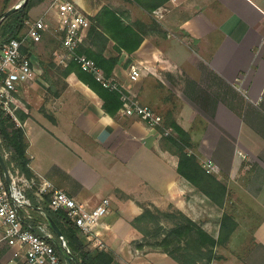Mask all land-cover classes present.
<instances>
[{
  "label": "crops",
  "instance_id": "obj_1",
  "mask_svg": "<svg viewBox=\"0 0 264 264\" xmlns=\"http://www.w3.org/2000/svg\"><path fill=\"white\" fill-rule=\"evenodd\" d=\"M69 1L88 16L110 4L131 20L150 25L156 19L135 51L119 54L112 39L105 55L119 54L111 77L162 115L163 123L155 129L124 114V100L115 115L108 113L101 96L67 68L71 58L62 46L57 3L37 0L28 20L43 18L47 27L40 41L28 38L23 46L37 75L19 83L16 92L21 102L16 115L27 114L21 123L33 176L90 208L111 199L110 212L88 240L112 252L116 264H180L144 245L132 224L146 204L174 205L194 220L201 217V201L213 204L179 173V156L166 144L160 127L177 122L192 141L189 151L215 164L227 184L226 203L235 205L238 222L233 235L250 234L251 264H264V0H170L157 8L165 11L156 17L130 0L127 5L124 0ZM20 2L0 0V15ZM133 65L141 68L137 79L130 77ZM29 193L41 199L36 191ZM33 209L21 208L22 215L35 217ZM38 226V233L44 226L53 235L48 223ZM205 226L218 236L220 228ZM4 235L0 219V264H12L17 249Z\"/></svg>",
  "mask_w": 264,
  "mask_h": 264
},
{
  "label": "trees",
  "instance_id": "obj_2",
  "mask_svg": "<svg viewBox=\"0 0 264 264\" xmlns=\"http://www.w3.org/2000/svg\"><path fill=\"white\" fill-rule=\"evenodd\" d=\"M130 1L138 3L152 14L155 9L170 0ZM36 2L37 0H29L28 4L20 7L3 20L0 27L3 25V32L6 36L0 37V51L11 38L20 36L29 18L30 8ZM89 18L91 24L87 30L86 39L80 44L78 52L95 60L105 77L113 75V69L123 49L129 53L135 51L144 40L148 29L157 25L154 17L150 25L140 19L131 21L124 12H120L110 4H105L99 13L89 16ZM112 39L116 42L113 48L119 54L107 57L105 53ZM23 51L25 52L26 48L23 47ZM67 68L68 70L74 69L78 76L101 96L104 100V108L108 113L115 115L124 105L121 93L117 89L104 86L92 72L83 69L74 59H71ZM26 115V113L18 112L17 119L6 113L0 105V151L9 168H12V163H14L23 173L32 176L33 172L29 166L30 159L27 155L28 144L21 123ZM167 125L172 127L173 133L165 138L176 146V149L173 147L171 149L179 156V173L205 193L214 204L224 207L228 196L227 184L214 172L208 171L196 153L186 149V147L192 148L193 144L188 132L182 126L177 122ZM160 130L164 131L161 127ZM6 152H9L7 157L5 156ZM0 170L2 171L1 164ZM28 194L30 195V193ZM32 196L29 207L34 208L35 217L28 218L23 215V221L26 226L36 232H38L36 229L39 228V223H48L53 232L50 241L55 245L63 260L70 259L71 264H116L112 252L91 245L80 227L72 222L64 211L51 208L49 194H44L39 200ZM49 218L53 219L63 231L69 250L62 246L58 234L49 223ZM164 219L171 222L169 227L165 228L161 224ZM132 223L144 236H163L159 242L162 251L180 264H211L214 259L220 258L217 247L227 242L238 225L234 215L224 211L219 234L216 237L183 211L179 209L162 210L155 206L153 208L146 206ZM71 255L75 256L76 260L71 259Z\"/></svg>",
  "mask_w": 264,
  "mask_h": 264
},
{
  "label": "built area",
  "instance_id": "obj_3",
  "mask_svg": "<svg viewBox=\"0 0 264 264\" xmlns=\"http://www.w3.org/2000/svg\"><path fill=\"white\" fill-rule=\"evenodd\" d=\"M55 2L62 23L61 28L64 30L62 46L70 58L77 61L83 69L92 72L104 86L117 89L121 93L122 99L126 101L121 109L124 114L139 116L151 128L156 129L161 125L162 115L149 105L142 104L136 96L130 95L113 77H105L95 60L78 52L91 24L89 16L73 1L55 0ZM155 12L158 13L156 16L163 15L161 9ZM26 24L27 30L24 35L11 38L0 51V105L6 113L15 118H17L16 111L21 105L16 95L18 84L32 80L37 75L31 55L23 51L24 43L28 38L36 42L40 41L42 30L47 27L43 18L36 21L27 20ZM140 72L141 68L133 65L130 77L137 79ZM170 130L168 129L165 134ZM5 156H9V152H6ZM205 166L209 171L217 170V166L211 162H206ZM9 173L10 187L7 186L3 171L0 170V219L5 225V240L17 249L18 257L12 258V264H71L68 259L63 260L59 256L55 245L50 241L53 235L44 226L41 227L43 233L40 234L25 225L21 208L31 205L29 191L35 190L39 197L49 194L51 208L64 211L89 239L100 223L101 217L110 212L111 199L104 197L97 205L90 208L66 191L53 188L50 182H40L33 175H26L14 163L12 168H9ZM61 244L68 249L66 240L61 241Z\"/></svg>",
  "mask_w": 264,
  "mask_h": 264
},
{
  "label": "rangeland",
  "instance_id": "obj_4",
  "mask_svg": "<svg viewBox=\"0 0 264 264\" xmlns=\"http://www.w3.org/2000/svg\"><path fill=\"white\" fill-rule=\"evenodd\" d=\"M21 1H23V0H21ZM124 1H126V3L125 2H123V3H125L127 5V0H124ZM114 8L118 9L120 12H124L125 16L127 17V11L123 10L119 6L118 7H114ZM8 9H6L1 15H3ZM156 10H154L153 13H152L153 15H155V17H156V14H158V13L155 12ZM164 11H165V9H161V13L164 12ZM1 18H0V25H1V23H3V20ZM129 20H131V19H129ZM131 21H134V20H131ZM26 30H27V24H25V27L21 31L20 35H24ZM5 36H6V34L3 32V25H2L0 27V37H5ZM85 39H86V36H85L83 42L85 41ZM166 126L168 128L161 127L164 130V131H162V133H163V135L165 137H167V136L171 135V133H173V130L169 127V125H166ZM168 129L169 130L171 129L170 132L168 134H165V132L168 131ZM165 140H166V144H168L170 146V148L173 147V148L176 149V146L172 145L171 142H169L167 138H165ZM186 149H188V147H186ZM198 158L201 161V163H203V165L205 166L206 162L204 163L203 160L201 159V157L198 156ZM211 172H214L218 177L220 176V174L217 173L216 171H211ZM197 191H199L200 193L206 195L205 193H203L198 188H197ZM227 199L229 200V195L227 196ZM146 206H149V207H152V208L154 206L158 207V206L153 205V204H151V205L150 204L149 205L146 204V205H143V210H144V208ZM234 207H235V205H233L231 203H226V205L224 207H219L218 205H216L214 203L212 205H209V204L205 205L204 201H201V207L197 206V215H199L201 217H200V219L195 220V221H197L203 228H205L206 227L205 225H207V228L215 230L217 228H220L221 217H222L223 212L224 211H228V212H231L232 214H234V212H233ZM205 208H206V211H204ZM176 209L181 210L180 208H177L174 205H170V207L167 208V210H170V211L176 210ZM162 210H166V209H162ZM181 211H183V210H181ZM241 222H243V221H241ZM244 222L250 224L251 221H244ZM161 224H163V226L166 228V227L170 226L171 222H169L168 220L164 219V220H162ZM206 230L209 231L208 229H206ZM233 233L230 236V238L227 240L226 243L218 246L217 251H218V254L221 257L220 258H216V260H219L218 261L219 264H223L222 261H228L229 264H235V263H238L239 261H244L245 264L246 263L247 264H251L252 263V259H253L252 254H251V242L253 241V237L250 234L249 235L242 234L243 231L241 232V230L239 232H237L236 234H234V235H233ZM162 237L163 236H158V237L144 236L143 233H142V241L141 242L144 245H147V246L151 247L152 249H160V250H162V246L159 245V242L161 241Z\"/></svg>",
  "mask_w": 264,
  "mask_h": 264
},
{
  "label": "water",
  "instance_id": "obj_5",
  "mask_svg": "<svg viewBox=\"0 0 264 264\" xmlns=\"http://www.w3.org/2000/svg\"><path fill=\"white\" fill-rule=\"evenodd\" d=\"M29 0H23L21 1L19 4L14 5L12 7H10L3 15H2V20L6 19L9 15H11L12 13H14L16 10H18L20 7L28 4ZM0 164H1V168L5 177V181L8 187L11 186V179H10V173H9V168L8 165L6 163L5 157L2 155L1 151H0ZM49 223L51 225V227L54 229V231L58 234L60 241L65 240L63 231L61 230V228L58 226V224L51 218H49ZM71 259L76 260L75 256L71 255L70 256ZM70 261V259H68Z\"/></svg>",
  "mask_w": 264,
  "mask_h": 264
}]
</instances>
